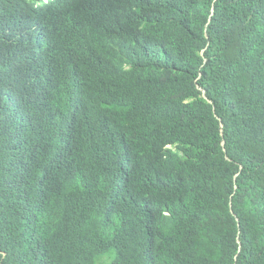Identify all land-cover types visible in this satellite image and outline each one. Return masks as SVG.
<instances>
[{"label": "trees", "instance_id": "obj_1", "mask_svg": "<svg viewBox=\"0 0 264 264\" xmlns=\"http://www.w3.org/2000/svg\"><path fill=\"white\" fill-rule=\"evenodd\" d=\"M264 264V0H0V264Z\"/></svg>", "mask_w": 264, "mask_h": 264}, {"label": "rangeland", "instance_id": "obj_2", "mask_svg": "<svg viewBox=\"0 0 264 264\" xmlns=\"http://www.w3.org/2000/svg\"><path fill=\"white\" fill-rule=\"evenodd\" d=\"M109 262V257L104 256L103 258L100 259L99 264H108Z\"/></svg>", "mask_w": 264, "mask_h": 264}]
</instances>
